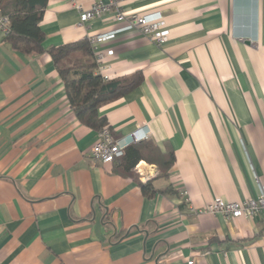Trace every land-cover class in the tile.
<instances>
[{"label": "crops", "instance_id": "obj_1", "mask_svg": "<svg viewBox=\"0 0 264 264\" xmlns=\"http://www.w3.org/2000/svg\"><path fill=\"white\" fill-rule=\"evenodd\" d=\"M48 0L43 50L23 54L0 31V264H264V217L198 213L264 185V0H116L125 15L162 18L161 44L137 29L100 43V75L142 81L100 108L111 135L145 132L172 152L144 195L117 160H90L96 128L70 106L49 48L112 30L111 9L80 23V3ZM112 50V54H107ZM180 193V192H182Z\"/></svg>", "mask_w": 264, "mask_h": 264}, {"label": "trees", "instance_id": "obj_2", "mask_svg": "<svg viewBox=\"0 0 264 264\" xmlns=\"http://www.w3.org/2000/svg\"><path fill=\"white\" fill-rule=\"evenodd\" d=\"M47 2L48 0H0V11L9 19V30L4 39L13 49L26 55L38 54L43 50L44 35L39 23ZM91 50L88 39L83 38L51 47L49 53L76 118L82 124L99 131L106 125V118L100 114V108L123 97L142 81L143 76L135 72L130 76L104 79L98 71L99 66ZM146 151L157 152V148L151 141L145 140L126 146L124 153L115 158L118 159L115 171L132 174L131 170L140 159H144ZM159 155L161 159L156 169L157 175L166 176L174 157L172 152ZM137 183L144 195L171 190L170 185L162 190L155 189L151 179Z\"/></svg>", "mask_w": 264, "mask_h": 264}, {"label": "built area", "instance_id": "obj_3", "mask_svg": "<svg viewBox=\"0 0 264 264\" xmlns=\"http://www.w3.org/2000/svg\"><path fill=\"white\" fill-rule=\"evenodd\" d=\"M74 6L79 10L80 23H85L95 17H99L111 9L115 11L112 15L113 20L116 23H120V26L112 30L93 33V35L91 34L87 38L97 63L102 58V53L98 51L100 43L112 39L119 31L137 29L142 36L147 37L157 44H161L168 39L167 34H169V29L162 18H151L147 14L139 13L125 15L116 0H109L108 3L95 1L87 8H84L80 3L74 2ZM8 30V16L0 11V31L5 35ZM107 54H112V50H108ZM103 78L107 79L106 76H103ZM97 136L96 142L90 147V160L97 163H110L124 153L126 146L144 140L147 135L144 131H133L126 136L115 138L111 135L109 127L105 125L98 131ZM133 169L143 181L149 180L157 175L155 167L147 165L141 160L135 164ZM254 178L259 185V193L256 197H247L241 201H229L216 197L203 207L197 209L190 207V210L195 214H220V216L226 219L238 217L252 219L259 214H262L264 217V185L259 182L256 176ZM183 192L180 193L184 194ZM188 264H192V260L188 261Z\"/></svg>", "mask_w": 264, "mask_h": 264}]
</instances>
